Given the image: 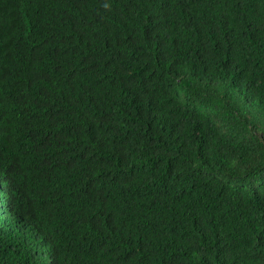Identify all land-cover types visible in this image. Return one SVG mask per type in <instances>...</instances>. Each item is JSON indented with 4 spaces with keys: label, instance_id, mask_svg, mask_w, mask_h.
<instances>
[{
    "label": "trees",
    "instance_id": "16d2710c",
    "mask_svg": "<svg viewBox=\"0 0 264 264\" xmlns=\"http://www.w3.org/2000/svg\"><path fill=\"white\" fill-rule=\"evenodd\" d=\"M0 264H264V0H0Z\"/></svg>",
    "mask_w": 264,
    "mask_h": 264
},
{
    "label": "clouds",
    "instance_id": "9594fccd",
    "mask_svg": "<svg viewBox=\"0 0 264 264\" xmlns=\"http://www.w3.org/2000/svg\"><path fill=\"white\" fill-rule=\"evenodd\" d=\"M0 184H2V181L0 180Z\"/></svg>",
    "mask_w": 264,
    "mask_h": 264
}]
</instances>
